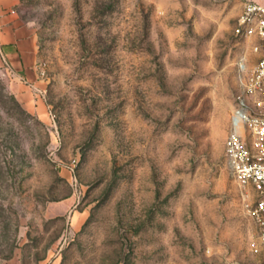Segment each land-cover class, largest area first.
I'll return each mask as SVG.
<instances>
[{"label": "rangeland", "instance_id": "rangeland-1", "mask_svg": "<svg viewBox=\"0 0 264 264\" xmlns=\"http://www.w3.org/2000/svg\"><path fill=\"white\" fill-rule=\"evenodd\" d=\"M246 1H0L39 81L0 35V264H264L226 153Z\"/></svg>", "mask_w": 264, "mask_h": 264}, {"label": "built area", "instance_id": "built-area-1", "mask_svg": "<svg viewBox=\"0 0 264 264\" xmlns=\"http://www.w3.org/2000/svg\"><path fill=\"white\" fill-rule=\"evenodd\" d=\"M235 32L255 37L252 50L258 59L247 68L245 90L238 97L226 138V153L239 185L253 197L249 211L257 229L254 249L264 254V0L244 3Z\"/></svg>", "mask_w": 264, "mask_h": 264}, {"label": "crops", "instance_id": "crops-1", "mask_svg": "<svg viewBox=\"0 0 264 264\" xmlns=\"http://www.w3.org/2000/svg\"><path fill=\"white\" fill-rule=\"evenodd\" d=\"M8 4L11 0H0ZM2 48L9 64L21 77L38 84L37 74V50L36 39L33 32L24 27L16 26L15 23L7 22L0 30ZM24 75V76H23Z\"/></svg>", "mask_w": 264, "mask_h": 264}]
</instances>
